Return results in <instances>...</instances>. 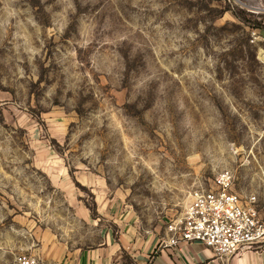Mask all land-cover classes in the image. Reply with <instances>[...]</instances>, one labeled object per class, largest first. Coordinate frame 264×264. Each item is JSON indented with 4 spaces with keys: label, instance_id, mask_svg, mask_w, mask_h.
<instances>
[{
    "label": "rangeland",
    "instance_id": "rangeland-1",
    "mask_svg": "<svg viewBox=\"0 0 264 264\" xmlns=\"http://www.w3.org/2000/svg\"><path fill=\"white\" fill-rule=\"evenodd\" d=\"M264 0H0V264L264 194Z\"/></svg>",
    "mask_w": 264,
    "mask_h": 264
},
{
    "label": "built area",
    "instance_id": "built-area-1",
    "mask_svg": "<svg viewBox=\"0 0 264 264\" xmlns=\"http://www.w3.org/2000/svg\"><path fill=\"white\" fill-rule=\"evenodd\" d=\"M254 195L242 196L234 187L231 170L218 172L209 188L198 187L184 215L170 222L165 245L200 242L218 257L264 248V194L262 205ZM13 264H62L37 253H20Z\"/></svg>",
    "mask_w": 264,
    "mask_h": 264
},
{
    "label": "crops",
    "instance_id": "crops-1",
    "mask_svg": "<svg viewBox=\"0 0 264 264\" xmlns=\"http://www.w3.org/2000/svg\"><path fill=\"white\" fill-rule=\"evenodd\" d=\"M112 205L110 211L118 215V238L107 234L105 241L96 246H58L40 255L62 264H124V252L137 264H264V248L248 249L236 256L221 258L200 242L165 245L170 235L166 228L145 231L117 200Z\"/></svg>",
    "mask_w": 264,
    "mask_h": 264
},
{
    "label": "trees",
    "instance_id": "trees-1",
    "mask_svg": "<svg viewBox=\"0 0 264 264\" xmlns=\"http://www.w3.org/2000/svg\"><path fill=\"white\" fill-rule=\"evenodd\" d=\"M226 9H230L234 12V14L240 18L242 21L246 22V23H252V25L256 28H264V23L263 22H255L253 23L252 20H250L248 17H247V13L245 10L243 9H237V8H232L229 4H227V7ZM123 262L124 264H137L132 258L131 256L127 253V252H124L123 254Z\"/></svg>",
    "mask_w": 264,
    "mask_h": 264
}]
</instances>
